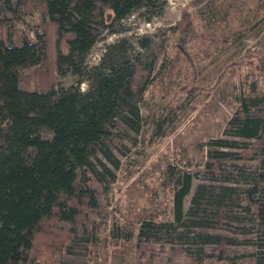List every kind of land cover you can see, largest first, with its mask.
I'll return each mask as SVG.
<instances>
[{"label":"trees","instance_id":"1","mask_svg":"<svg viewBox=\"0 0 264 264\" xmlns=\"http://www.w3.org/2000/svg\"><path fill=\"white\" fill-rule=\"evenodd\" d=\"M166 2L0 0V264H85L88 244L111 214L106 191L115 172L100 155L117 168L112 150L127 153L124 135L113 129V122L120 117L130 127L140 126L138 99L145 84L138 81L139 70L154 69L161 51L147 55L144 63L124 56L122 42L110 45L98 65L86 69L83 63L105 29L113 30L133 13L149 20ZM35 12L40 21L33 35L23 17ZM161 31L163 39L164 31L178 33L175 47L185 55L186 43L196 37L186 10ZM150 41L143 36L138 44L148 48ZM28 65H35L32 75L22 76L18 69ZM68 72L79 75L73 88L58 85V74ZM85 77L89 88L80 90ZM235 98L222 135L202 141L206 158L200 166L167 165L175 186L173 222L145 218L137 226L118 220L111 224V240L128 241L136 232L134 264H153V251L165 246L170 249L167 264H242L246 253H229L224 233L197 230L204 223L201 217L185 219L183 199L194 176L211 184L196 186L189 213L196 216L205 210L202 200L212 199L217 203L213 221L220 225L222 212L233 214L239 208L258 219L254 240L264 247V171L245 187L236 189L227 181L214 192L230 161L258 154L264 165V90L253 79ZM171 123V114L160 115L155 135L162 136ZM254 256L253 264H264L263 250Z\"/></svg>","mask_w":264,"mask_h":264},{"label":"rangeland","instance_id":"2","mask_svg":"<svg viewBox=\"0 0 264 264\" xmlns=\"http://www.w3.org/2000/svg\"><path fill=\"white\" fill-rule=\"evenodd\" d=\"M191 1L167 0L161 12L149 20L139 18L138 13L131 14L113 30L105 29L84 60L86 69L98 65L110 45L122 42L124 56H137L144 63L147 55L161 51L154 69L139 70L138 81L145 84L138 99L140 126L130 127L120 117L113 122V129L124 135L127 153L112 150L119 161L117 168L100 155L115 172L114 181L106 191L111 214L88 244L85 264H134L136 232L128 241L111 240L108 237L111 224L118 220L137 226L145 218L173 222L175 186L167 165L180 169L200 166L206 158V147L201 143L222 135L226 121L236 108L238 90L253 79L264 90V16L261 18L264 0H208L200 6H194ZM183 10L192 14L196 29V37L186 43L187 55L175 47L180 40L178 33L164 31L163 39L161 31L175 24ZM39 21L38 12L23 17V23L33 35ZM15 25L18 29L22 27V23ZM143 36L151 40L148 48L138 44ZM245 55L250 56L247 62L236 63ZM34 67L28 65L18 72L30 76ZM78 79V74L68 72L58 74L57 81L59 86L73 88ZM88 88L85 77L79 82V89ZM166 113L171 114L172 123L162 136L155 135L158 118ZM42 133L48 134L45 130ZM262 171L264 165L258 154L251 159L232 160L225 165V178L215 184L214 192L227 181L236 189L245 187L254 174ZM202 182L211 184L200 176L192 178L190 191L183 199L185 219L201 217L204 223L197 230L224 233L229 239V253L244 252L242 264H253L254 252L264 251L254 240L258 219L238 208L233 214L222 212V222L215 225L213 214L217 203L207 198L202 200L204 211L200 210L196 216L189 213L194 190ZM168 247L153 251V264H167ZM198 263L196 260L195 264Z\"/></svg>","mask_w":264,"mask_h":264}]
</instances>
